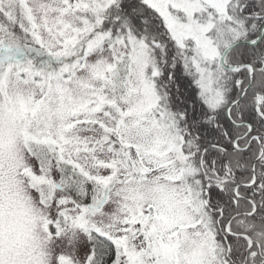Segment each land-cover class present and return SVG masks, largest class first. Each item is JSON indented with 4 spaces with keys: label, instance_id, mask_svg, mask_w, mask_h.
<instances>
[{
    "label": "snow or ice",
    "instance_id": "obj_1",
    "mask_svg": "<svg viewBox=\"0 0 264 264\" xmlns=\"http://www.w3.org/2000/svg\"><path fill=\"white\" fill-rule=\"evenodd\" d=\"M0 264H264V0H0Z\"/></svg>",
    "mask_w": 264,
    "mask_h": 264
}]
</instances>
